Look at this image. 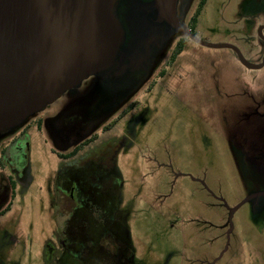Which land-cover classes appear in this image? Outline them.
Wrapping results in <instances>:
<instances>
[{
	"label": "rangeland",
	"instance_id": "374dc122",
	"mask_svg": "<svg viewBox=\"0 0 264 264\" xmlns=\"http://www.w3.org/2000/svg\"><path fill=\"white\" fill-rule=\"evenodd\" d=\"M198 2L179 0L178 6L187 9L178 12L179 19L187 26ZM252 2L208 0L193 34L207 43L233 45L248 62L259 63L264 47L257 27L264 25V4ZM127 5L124 47L138 38L137 29H130L137 12H131V0ZM177 61L188 78L141 83L132 98L135 110L112 132L136 116L137 170L131 173L128 156L121 160L123 174H100L119 187L115 216L128 234L131 264H264V197L250 199L233 213L226 236L228 209L264 192V167L247 158L257 117L246 109L249 100L264 97V66L245 69L230 50L191 40ZM94 82L89 76L46 106L34 118H43L41 129L31 119L0 140L1 150L16 136V168L21 170L11 174L0 154V184L2 178L14 182L2 207L9 209L0 215V264L69 263L67 255L60 262L48 256L62 241L69 213L60 182L64 178L87 187L88 174H56L61 167L56 153L64 148L51 120L71 104L91 101Z\"/></svg>",
	"mask_w": 264,
	"mask_h": 264
},
{
	"label": "flooded vegetation",
	"instance_id": "af4514ba",
	"mask_svg": "<svg viewBox=\"0 0 264 264\" xmlns=\"http://www.w3.org/2000/svg\"><path fill=\"white\" fill-rule=\"evenodd\" d=\"M128 1L121 0L117 7V15L122 22L125 37L128 28L125 27L123 12ZM207 1L199 0L197 7L192 11L193 16L197 13L199 16L200 12H203ZM134 2L136 8L131 12H137V25L143 23L142 33L137 38L140 42L138 41L133 49L131 46L125 50L120 59L116 60L108 70L94 75V88L97 92L91 101L71 104L51 120V130L60 147L64 148V153H56L61 161V167L56 174H88L85 178L87 187L84 185L81 187L79 182L64 178L60 182L67 190L62 196L69 213L62 241H59V244L48 253L54 261L60 262L61 258L67 255L68 264H131L132 249L129 237L123 231L120 220L115 216L118 211L116 198L119 187L112 184L111 176L102 178L100 174H123L121 160L128 156L131 157V173L137 170L134 165L137 158L135 147L138 144L135 141L136 116L133 115L126 120L118 133L112 132L135 110L137 101L132 98L141 83L149 79L151 84L154 78L169 77L179 82L188 78L189 72H185L187 71L185 66L178 64L177 60L184 51L186 40H190L165 24L155 23L153 12L156 11L151 7V0H134ZM254 2L258 6L264 4V0H253L252 3ZM178 3L179 0L175 12L179 19L178 12H187V9L180 8ZM140 12H144L142 21ZM179 22L186 30L194 32L180 19ZM262 33L264 35V30ZM259 41L264 47V42L260 39ZM228 50L233 53L236 61L247 69L239 61L236 52ZM149 87L145 89L147 92L151 89ZM118 109L120 110L116 113ZM246 109L250 117H257V121L252 123V143L250 142L247 158L259 162L262 168L264 167V97L260 101L252 98ZM43 110L28 118L20 126L25 124L27 126V121L32 119L41 129L43 118L40 116L36 120L34 118ZM114 114L116 115L111 118ZM107 134H110V137L100 139L101 135ZM5 135H1L0 140ZM15 140L16 136H12L6 143L4 142L6 145L1 148L0 154L6 156L11 174H20L21 170L16 168L19 157L18 148L14 145ZM9 183L14 182L2 178L0 215L5 209L2 207L6 206ZM229 228L230 226L228 230ZM55 252L60 253L58 259L54 257Z\"/></svg>",
	"mask_w": 264,
	"mask_h": 264
},
{
	"label": "water",
	"instance_id": "95a60500",
	"mask_svg": "<svg viewBox=\"0 0 264 264\" xmlns=\"http://www.w3.org/2000/svg\"><path fill=\"white\" fill-rule=\"evenodd\" d=\"M121 0H0V136L59 99L89 76L108 70L125 50V31L117 15ZM136 8L134 0H131ZM138 1V0H137ZM155 23L165 24L196 44L236 52L247 69L253 64L239 49L211 44L186 30L175 12L177 0H151ZM141 13V21L142 14ZM142 33V25L130 21ZM264 25L257 35L264 42ZM139 39L132 45L137 46ZM264 196L252 194L228 209L229 230L233 213L245 202Z\"/></svg>",
	"mask_w": 264,
	"mask_h": 264
},
{
	"label": "trees",
	"instance_id": "16d2710c",
	"mask_svg": "<svg viewBox=\"0 0 264 264\" xmlns=\"http://www.w3.org/2000/svg\"><path fill=\"white\" fill-rule=\"evenodd\" d=\"M197 18H198V13L195 14L194 16L191 17L190 22H189V26L191 27V29L194 30L195 25L197 23ZM9 209V205L4 209V211H2L1 213L4 214L7 210Z\"/></svg>",
	"mask_w": 264,
	"mask_h": 264
}]
</instances>
